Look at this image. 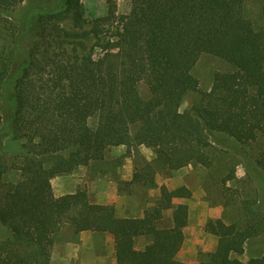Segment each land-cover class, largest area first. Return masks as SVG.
Instances as JSON below:
<instances>
[{"label":"trees","instance_id":"trees-1","mask_svg":"<svg viewBox=\"0 0 264 264\" xmlns=\"http://www.w3.org/2000/svg\"><path fill=\"white\" fill-rule=\"evenodd\" d=\"M26 2L0 0V99L6 106H0V156L6 139L21 143L14 155L18 182L0 196V224L10 233L0 242V264H49L53 237L69 217L75 234L110 233L117 264H184L177 254L186 214L174 215L170 228L158 229L157 223L174 209V199L191 197L186 187L161 189L142 220L117 218L113 206L91 204L86 191L56 198L50 182L101 160L110 148L142 145L157 148L156 158L127 185L156 187L154 166H210L216 134L242 145L264 137V5L257 28L245 17V0H131L125 15L117 14L114 0H105V15L89 30L82 0H61L56 8L34 5L27 7L35 16L28 29L34 38L13 73V46L26 32L17 26L8 31L16 23L6 14ZM89 40L95 44L88 51L100 56L81 50ZM202 54L233 71L217 73L198 104L179 115L183 98L197 85L191 70ZM140 82L148 87L147 100L137 92ZM260 229L259 223L239 229L208 221L205 231L218 243L207 263L264 264V254L246 263L233 258L264 234ZM142 237L150 242L137 250Z\"/></svg>","mask_w":264,"mask_h":264},{"label":"rangeland","instance_id":"rangeland-1","mask_svg":"<svg viewBox=\"0 0 264 264\" xmlns=\"http://www.w3.org/2000/svg\"><path fill=\"white\" fill-rule=\"evenodd\" d=\"M30 1V3H23L14 11L6 14V17L10 21L16 23L14 26H9L8 24V27H11L8 31H16L17 26V30L21 27V30L26 32L18 44L13 46V57L10 58L12 60L11 68L13 73H16L19 67L26 61V51L34 38L32 31L28 29H32L35 23V16L34 18L31 17L30 12L27 11V7L33 9L34 5L40 7L43 4L49 8H56L61 2V0ZM114 1L118 15H125L129 12L131 0ZM82 5L86 20L89 23L85 30H89L95 19L105 15L106 2L105 0H82ZM263 5L264 0H245V17L251 20L257 28L261 27L263 23ZM29 17L32 18V21L30 19V24L24 26L25 21ZM24 27H27V30ZM69 27L68 23L64 24V28L68 29ZM94 44L95 40L85 41L83 43L84 49L81 50L92 52L94 58H96L100 56L99 50L88 51L90 46ZM232 71L233 68L225 61L211 55H200L191 70V76L197 82V85L183 98L178 114L182 115L184 111L191 108L194 104H198L201 95L211 89L214 76L217 73H229ZM8 91L10 92V88ZM137 92L144 100L150 97L148 87L144 82H140L137 85ZM0 106H3V109L6 108L1 99ZM1 128L3 129L4 127ZM136 131L137 127H132L131 135H134ZM216 135L218 145L215 143L208 153L211 159L210 166L203 167L194 163L177 171L154 166L152 170H156V173L153 175L156 187H150L145 184L127 185L128 182L117 179V171L122 170L123 165H127L132 169V175L144 171L143 169L146 165L154 162L158 152L157 148H148L142 145L113 147L104 153L101 160L93 161L85 168L94 171L101 170L105 176H110L115 181H118L117 185L120 188V192L130 193L131 197L135 199L134 204L137 203L143 210L144 216L141 218L142 220L146 219L147 214L157 204L161 189L175 190L181 186L187 187L191 192V197L188 200L178 201L171 211L172 215L165 216L160 220L157 223V228L165 229L170 227L171 219L177 213L186 214L187 219L190 216L192 235L190 236L189 230V234H187L189 244L186 247L184 259L192 264H208L206 255L209 254L211 240L202 233L201 227L204 225L205 229L208 221L218 220L207 218L206 214L208 212L206 209H209V207L213 209L221 208L223 210L222 220L227 225L235 224L239 229H245L249 226H256L259 223L260 230L264 232V220L256 222L253 218L254 216H258V218L264 217V137H260L254 143L242 145L232 142V139L224 135ZM5 144L6 149L0 156V196L7 188L15 185L19 179L18 168L20 161L15 159L14 155L20 152L21 143L6 139ZM78 191L86 190L80 188ZM188 208L190 211L189 215ZM73 223V217L67 218L60 230L54 235L49 264H59L57 261L51 260V257L60 255L59 247L72 238ZM205 233L208 234L206 231ZM9 237V231L0 224V242L9 239ZM196 240L199 243L196 244ZM149 242L148 238H138L135 242V247L137 249L143 248ZM187 252L189 255H187ZM263 254L264 234L250 239L245 244L244 254L233 256V258L246 263L250 259L260 258Z\"/></svg>","mask_w":264,"mask_h":264},{"label":"crops","instance_id":"crops-1","mask_svg":"<svg viewBox=\"0 0 264 264\" xmlns=\"http://www.w3.org/2000/svg\"><path fill=\"white\" fill-rule=\"evenodd\" d=\"M117 177L119 181H125L129 183L133 177L132 169L127 165H123L122 170L117 171ZM117 182L118 181H115L110 176H105L103 171L101 170H87L85 167H82L73 171L72 174L59 176L52 179L51 187L56 198L74 194L80 188L85 189L89 202L91 204L100 206H113L117 218H143V210L137 203L134 204L135 199L131 197L130 193L126 194L119 191ZM168 191L172 190L169 189ZM184 200L188 199H174L173 204L175 206L178 201ZM206 210L208 212L206 214L208 219L222 220L221 216L223 210L221 208L213 209L209 207V209ZM171 211L172 210L163 212V218L165 216H171ZM189 212L190 211L188 208V215ZM172 223L173 222L171 219L170 227L172 226ZM190 226V216H188L187 226L183 230L184 242L179 253L177 254V260L184 264H192L191 262L184 259L185 250L187 245L189 244V239L187 237V234H189V230L190 236L192 235ZM201 229L202 233L211 240V248L209 250V253H214L216 251L218 243L217 237L211 234H206L204 225L201 227ZM71 236V239H69L68 241L63 243L61 247H59L60 255H54V257H51V260H55L59 264H117L115 257L114 238L110 233H96L85 231L79 234H75L73 230ZM195 243L197 244L199 243V241L196 240ZM143 248L136 249L142 250ZM187 255H189L188 252Z\"/></svg>","mask_w":264,"mask_h":264}]
</instances>
